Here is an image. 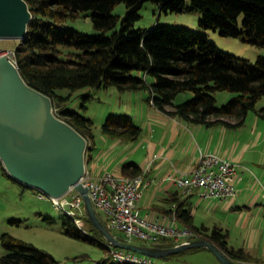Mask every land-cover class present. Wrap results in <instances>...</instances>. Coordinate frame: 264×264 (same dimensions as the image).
Here are the masks:
<instances>
[{
    "label": "trees",
    "instance_id": "trees-1",
    "mask_svg": "<svg viewBox=\"0 0 264 264\" xmlns=\"http://www.w3.org/2000/svg\"><path fill=\"white\" fill-rule=\"evenodd\" d=\"M27 1L33 19L26 37L18 39L14 58L25 79L53 98L56 113L88 138V161L93 159L94 122L84 114L66 108L70 95L60 94L58 90L61 88L72 91L102 86H117L121 90L148 89L149 101L159 111L208 127L242 126L252 110L264 115V108H257L259 99L264 96V55L252 61L226 52L212 43L208 35L186 27L157 24L151 29L135 28V22L141 18L139 10L146 0ZM153 1L165 12L197 10L202 13L201 29H218L225 36L243 37L264 46V0H190L191 5L185 0ZM122 2L128 7L123 17L113 13L115 6ZM80 15L91 16L100 33L91 35L64 25L69 18ZM241 15L244 19L240 28ZM137 71L140 73L136 74ZM149 77L153 80L150 81ZM217 90L238 94L218 106L214 95ZM184 91H192L194 96L176 103L177 96ZM102 132L108 138L131 142L140 139L143 129L130 115L110 114L102 125ZM1 170L10 177L3 163ZM143 172L135 161L121 166V173L126 176ZM168 200L170 208L165 212L171 213L175 204L179 222L193 229L196 239L211 241L241 264H264L245 248L231 246L229 234L222 227L196 224L191 208H186L176 194ZM62 216L69 235L106 248L109 255L105 263L113 257L106 239L88 217L86 229L89 233L67 214ZM105 224L108 225V221ZM0 242L7 250L0 255L1 264H61L50 252L9 233H0ZM155 245L173 247L175 242L162 238ZM204 248H190L166 258ZM113 264L131 263L115 259Z\"/></svg>",
    "mask_w": 264,
    "mask_h": 264
},
{
    "label": "rangeland",
    "instance_id": "rangeland-1",
    "mask_svg": "<svg viewBox=\"0 0 264 264\" xmlns=\"http://www.w3.org/2000/svg\"><path fill=\"white\" fill-rule=\"evenodd\" d=\"M185 1L187 5H191L190 0ZM127 10V4L122 2L115 6L113 13L123 17ZM139 12L141 18L135 22V28L151 29L157 24L186 27L208 35L212 43L226 52L252 61H255L258 56L264 55V46L254 44L243 37L225 36L218 29H201L199 21L202 18V13L197 10L186 9L183 12H165L161 11L160 5L155 1L146 0ZM243 19L244 15H241L238 24L240 28ZM64 25L91 35L100 33L91 16L80 15L69 18L64 22ZM19 42L18 39H0V50L11 51L14 55V49ZM139 73L136 72V74ZM149 79L150 81L153 80L152 77ZM58 91L64 96L70 95V99L65 104L67 109L80 112L93 120L95 133L93 152L95 158H97L100 150L107 147L105 139L108 137L103 134L102 125L110 114L132 116L135 122L143 127L141 139L148 138L149 126L152 125V115L156 113L154 105L149 101L150 91L148 89L121 90L117 86H102L98 88L83 87L73 91L69 88H61ZM237 94V92L230 90L214 92L218 106L228 103ZM193 96L192 91H184L177 96L175 102L181 103ZM257 108H264V96L259 99ZM204 127L208 126L204 125ZM221 127L226 128L223 125L211 126V133L218 134L217 131ZM227 129L229 135L227 134L226 143L231 141L232 135L242 143L252 142L258 132L264 131V115L252 110L248 113L244 125L235 128L227 127ZM251 146L250 149H264V141L257 148L254 147V144ZM94 162L95 160L89 162V166L93 168ZM201 206L195 207V204L192 206L195 207L196 212L195 223L198 225L207 224L211 227V222L216 221L220 213H217V210L211 213L209 205ZM98 213L103 222L106 223V215L101 211ZM62 215L50 198H41L36 189L24 187L0 171V233H9L18 239L33 243L53 254L61 261V264H113L115 262L113 257L106 263L104 262L109 251L98 243L69 235L66 232ZM230 224L232 228L237 230L235 223ZM111 232L119 238L127 239V234L123 230L116 228L111 229ZM132 242L148 244L139 238H134ZM6 252V248L0 242V255ZM154 261L155 264H222L214 252L207 248L195 252L187 251L168 258L157 257L154 258Z\"/></svg>",
    "mask_w": 264,
    "mask_h": 264
},
{
    "label": "water",
    "instance_id": "water-1",
    "mask_svg": "<svg viewBox=\"0 0 264 264\" xmlns=\"http://www.w3.org/2000/svg\"><path fill=\"white\" fill-rule=\"evenodd\" d=\"M32 19L27 0H0V39H24ZM88 150V138L56 113L53 98L25 79L11 51L0 50V160L11 178L53 197H61L75 186L85 200L87 217L109 246L153 258L205 247L222 264H241L202 238L160 247L115 236L100 218L89 188L81 182Z\"/></svg>",
    "mask_w": 264,
    "mask_h": 264
},
{
    "label": "crops",
    "instance_id": "crops-1",
    "mask_svg": "<svg viewBox=\"0 0 264 264\" xmlns=\"http://www.w3.org/2000/svg\"><path fill=\"white\" fill-rule=\"evenodd\" d=\"M151 123L148 138L143 140L141 137L131 142L106 138L107 147L100 150L97 158L92 151L93 159L88 161L87 168L96 175L107 171L121 173L123 163L137 162L146 178L152 181L144 188L138 202L137 210L141 215L166 213L165 209L170 208L168 199L175 194L186 208H191L194 215L195 207L209 205L211 213L214 210L220 213L217 220L211 222V227H222L229 234L231 246L245 248L264 263V149H250L251 145L257 148L264 141V131L258 132L252 142L242 143L232 135L231 141L226 143L229 135L227 127H221L218 134H212L211 127L185 122L158 109L152 115ZM201 152H216L237 164L235 196L229 199H201L196 192L186 195L169 178L170 175L191 173ZM94 160L92 168L89 162ZM1 169L0 160V171L3 173ZM193 204L195 207H192ZM230 223H235L237 230Z\"/></svg>",
    "mask_w": 264,
    "mask_h": 264
},
{
    "label": "built area",
    "instance_id": "built-area-1",
    "mask_svg": "<svg viewBox=\"0 0 264 264\" xmlns=\"http://www.w3.org/2000/svg\"><path fill=\"white\" fill-rule=\"evenodd\" d=\"M237 164L216 152H201L194 170L188 174L170 175L186 195L197 193L201 199H229L236 195L235 173ZM81 182L89 188V194L97 211L103 212L110 229L126 232L127 241L139 238L155 245L162 238L173 240L175 245L196 239L190 227L181 225L173 205L171 213L141 215L137 210L144 188L151 184L145 172L137 176L107 171L93 174L88 168ZM41 198H50L55 207L70 216L85 232L86 208L82 194L72 188L61 197H53L37 190ZM114 259L131 264H155L154 258L135 251L110 246Z\"/></svg>",
    "mask_w": 264,
    "mask_h": 264
},
{
    "label": "clouds",
    "instance_id": "clouds-1",
    "mask_svg": "<svg viewBox=\"0 0 264 264\" xmlns=\"http://www.w3.org/2000/svg\"><path fill=\"white\" fill-rule=\"evenodd\" d=\"M110 229V228H109Z\"/></svg>",
    "mask_w": 264,
    "mask_h": 264
}]
</instances>
